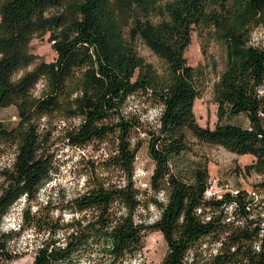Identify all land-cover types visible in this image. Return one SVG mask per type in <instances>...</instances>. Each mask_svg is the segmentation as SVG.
<instances>
[{
    "label": "trees",
    "instance_id": "trees-1",
    "mask_svg": "<svg viewBox=\"0 0 264 264\" xmlns=\"http://www.w3.org/2000/svg\"><path fill=\"white\" fill-rule=\"evenodd\" d=\"M261 24L264 0H0V109L15 105L19 116L13 127L0 120V158L8 149L17 153L13 169L0 168V224L27 194L20 229L0 230V264L19 257L11 241L29 229L39 238L32 264H80L83 258L124 264L153 231L168 245L160 264H264V180L252 190L208 197L207 161L188 156L198 140L253 156L246 173L264 174V46L252 42ZM199 27L226 51L213 87L219 118L213 128L199 124L194 111L207 70L185 57ZM46 33L53 61L31 51L32 40ZM139 43L160 64L143 57ZM42 77V98L33 97L30 89ZM160 103L163 113L146 119ZM43 115L47 126L38 132ZM96 141L110 144L109 155L91 168L87 190L56 217L49 201L31 212L58 169L59 147ZM144 142L154 169L150 187L141 190L134 173ZM121 180L126 183L118 186ZM149 204L160 211L151 223L138 214ZM64 209L81 215L62 223ZM58 231L65 234L63 246Z\"/></svg>",
    "mask_w": 264,
    "mask_h": 264
},
{
    "label": "rangeland",
    "instance_id": "rangeland-1",
    "mask_svg": "<svg viewBox=\"0 0 264 264\" xmlns=\"http://www.w3.org/2000/svg\"><path fill=\"white\" fill-rule=\"evenodd\" d=\"M202 33L204 34L205 32L201 31L200 27L192 31L191 43L187 47L185 57L189 64L194 66L202 64L207 70L206 87L203 93L196 98L194 111L199 124L213 128L219 122L218 104L214 100L213 87L225 67L226 51L221 42L212 39L209 34L202 35ZM252 42L255 45L264 46V24L257 26L253 30ZM31 51L38 54L46 61H53L56 58V52L52 47V42L49 40V33L36 36L31 42ZM138 51L148 61L154 62L156 65L160 64L159 58L145 44L139 43ZM131 104H133V102H131ZM0 120L6 127L15 126L19 120L16 106L10 105L0 109ZM233 122H236V120H233ZM65 146L73 150V156H76L77 152H84L86 154L79 155V158L75 160V163L69 169L67 176L62 173L61 169L73 160V156L67 157L65 160L56 159L58 169L56 172L52 173L51 179L44 185L45 187L53 179L58 180V183L53 185L48 194V201L51 203L53 211L56 209H60L61 211L63 204H65L64 197L66 189L64 186H61L59 181L66 180L68 176L72 178L73 183L81 176H86L87 180H89L91 168L93 165H100L105 157L104 152L110 148L108 142L96 141L82 148L61 145L58 152ZM102 148L104 151H101ZM8 152H10V149L2 155L0 161L13 154ZM97 152H99L98 156L96 155ZM188 156L192 160L203 159L207 161L211 180V185L207 190L208 197H221L224 193L228 191L235 192L238 188L252 190L255 183L264 180V174L255 172L250 174L246 173L245 167L253 161V156L249 154L239 155L222 146L195 140L193 151ZM153 169L154 162L149 155L147 142H144L138 151L134 173L136 185L141 190L150 187V176ZM137 170L142 171L143 174L139 176L136 175ZM87 180L85 181V188ZM57 190L59 202L54 203L51 192H57ZM33 203L40 206L44 205L38 197L32 204ZM155 209L159 211L156 207ZM12 211L13 209H11L8 214ZM138 214L140 218L150 223L154 222L159 217L153 219L156 213L150 209H145L144 212H138ZM27 232L28 230L24 231L19 237L11 241L10 246L18 253L19 257L6 264H32L37 251L39 238L38 234H34V232H32L31 237H28L26 235ZM167 249L168 245L161 232H148L145 236V247L140 253L131 258L138 259L140 264H160L167 253ZM83 259L87 261V264H92L87 258Z\"/></svg>",
    "mask_w": 264,
    "mask_h": 264
},
{
    "label": "clouds",
    "instance_id": "clouds-1",
    "mask_svg": "<svg viewBox=\"0 0 264 264\" xmlns=\"http://www.w3.org/2000/svg\"><path fill=\"white\" fill-rule=\"evenodd\" d=\"M46 88V81L43 79V77L37 81V83L35 84L34 88L30 89L31 95L33 97H37V98H42L41 93L42 90H44ZM261 93L264 94V89H260ZM76 94L74 93L73 96H75ZM166 105L163 103H160L158 106L154 107V108H149L148 114H146V118L149 120H153L154 118L158 117L159 115H161L165 109ZM145 117H142V119ZM48 120V116L47 115H43L40 117V124L39 127L37 128V131H41L43 130L47 125H46V121ZM82 118L77 117L73 120V123L78 127L79 124L81 123ZM60 126L63 127L65 124V121H60ZM101 151H104L103 148L101 149ZM67 154V155H65ZM82 154H86L84 152H77L76 156H73V150H71L69 147L65 146L61 149V151L57 152L56 156L57 159H61V160H65L67 159V157L73 156V160L62 167L61 171L63 174H65L67 176V174L69 173V169L72 167V165L75 163V160L79 158V155ZM16 155L17 153H13L11 156L9 157H5L4 160L0 161V168L3 167H7L10 170L13 169V165L15 163L16 160ZM96 155H99V152L96 153ZM109 155L108 152H104V156L107 157ZM55 162V161H54ZM142 171L137 170L136 175H142ZM87 180L86 176H81L78 178L77 181H75L74 183L72 182V178L70 176H68V178L66 180H62L59 181V183L61 184V186H64L66 189V194L64 197V202L67 203L68 200H70L73 196L75 195H82L87 189L84 187L85 185V181ZM58 183L57 179H53L49 184H47L45 187L40 189V192L38 194V198L39 200L43 203V204H47L48 203V198H49V192L52 189L53 185H56ZM126 183V181L121 180L118 184V186H123ZM5 187H7V185L5 184ZM107 187V185H106ZM3 194V190H0V195ZM149 194L151 195V191L149 192ZM51 195L53 197V202L54 203H58L59 200L57 198L58 196V190L57 192H51ZM156 195L159 197V199L161 200H167V196L165 194L164 191H160L159 193H156ZM27 194L25 193V195L21 196L13 205H12V209L13 211L6 215L4 217V222L3 224H0V230L2 231H8L10 229H16L19 230L21 227V210L25 207V200H26ZM138 199H143V196H138ZM40 205H37L35 203L32 204L31 207V212L36 213L37 209ZM236 207L235 202L231 205H229L228 210L231 211L232 208ZM149 209L154 211L156 213V215L153 217V219H155L156 217L159 216V211H156L155 209V205L149 204ZM125 211V215L127 214L126 209ZM145 209L144 208H139L138 212H144ZM58 215H61V211L60 209H56L52 212V216L56 217ZM81 215V213L77 212V213H73L68 209H64L62 212V223L63 222H68L71 221L73 219V217H79ZM136 219V217H134V220ZM34 230L33 229H29L28 232L26 233V235L28 237H31L32 232ZM64 232L62 231H58L55 233L56 237H60L61 239L59 240V244L61 246L66 244V241L63 239L64 238ZM261 235L264 236V231L261 232ZM47 234H43L42 239H47ZM39 243V242H38ZM260 243L257 242L254 244V248L259 251L260 250ZM213 251H215V249H213ZM80 264H87V261L85 259H81ZM124 264H140V261L138 259H133V258H127L124 260Z\"/></svg>",
    "mask_w": 264,
    "mask_h": 264
}]
</instances>
